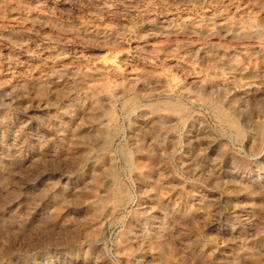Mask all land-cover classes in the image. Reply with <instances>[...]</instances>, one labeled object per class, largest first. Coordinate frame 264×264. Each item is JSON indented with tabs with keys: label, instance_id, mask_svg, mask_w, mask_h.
<instances>
[{
	"label": "rangeland",
	"instance_id": "obj_1",
	"mask_svg": "<svg viewBox=\"0 0 264 264\" xmlns=\"http://www.w3.org/2000/svg\"><path fill=\"white\" fill-rule=\"evenodd\" d=\"M0 264H264V0H0Z\"/></svg>",
	"mask_w": 264,
	"mask_h": 264
},
{
	"label": "bare ground",
	"instance_id": "obj_2",
	"mask_svg": "<svg viewBox=\"0 0 264 264\" xmlns=\"http://www.w3.org/2000/svg\"><path fill=\"white\" fill-rule=\"evenodd\" d=\"M22 1H23V0H22ZM36 15H37V14H36ZM167 21H168V20H167ZM166 24H167V23H166ZM219 24H220V26L223 27V28L226 27V23H224V22H222V23L220 22ZM219 24H217V25H219ZM217 25H216V26H217ZM182 26H183V25H182ZM220 26H219V27H220ZM217 27H218V26H217ZM228 28H229V27H228ZM225 29H226V28H225ZM162 30H163V29H162ZM225 33H226V32H225ZM210 45H211V44H210ZM210 45H209V46H210ZM257 47H258V46H257ZM212 48H213V47H212ZM203 49H204V48H203ZM207 49H208V48H207ZM255 52H256V51H255ZM248 58H249V57H248ZM241 60H242V59H241ZM244 62H245V61H244ZM230 63H231V62H230ZM246 64H247V63H246ZM233 66H235L236 68H241V69H243V68H242V65H240V63H234ZM233 68H234V67H233ZM243 70H245V69H243ZM243 70H240V71H243ZM253 70H254V69H253ZM241 73H242V72H241ZM248 75H249V74H248ZM251 76H252V75H251ZM245 77H246V76H245ZM200 80H201V78H200ZM209 81H210V80H209ZM238 81H239V80H238ZM240 81H241V80H240ZM198 82H200V81H198ZM198 84H199V83H198ZM210 84H211V83H210ZM236 85H238V84L235 83V86H236ZM250 85H251V84H250ZM250 85H249V83H247V82L244 81V82H242V83H240V84L238 85V86L241 88V89H239V90H240V91H241V90H242V91L249 90V89H250ZM230 86H231V85H230ZM235 86H234V88H235ZM239 87H238V88H239ZM251 91H252V90H251ZM254 91H255V90H254ZM242 93H244V92H242ZM243 95H244V94H243ZM245 97H246V96H245ZM247 97H248V96H247ZM256 97H257V96H256ZM11 218H13V220H14V219H15V220L18 219V214H14V213H13V214L11 215ZM15 220H14V221H15ZM16 222H17V221H16ZM167 251H168V250H167ZM164 258H165V257H164Z\"/></svg>",
	"mask_w": 264,
	"mask_h": 264
}]
</instances>
